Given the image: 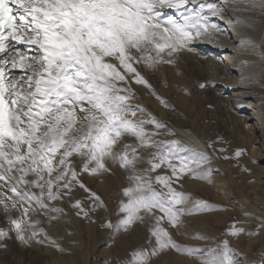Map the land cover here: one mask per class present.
I'll list each match as a JSON object with an SVG mask.
<instances>
[{
  "label": "snow or ice",
  "instance_id": "obj_1",
  "mask_svg": "<svg viewBox=\"0 0 264 264\" xmlns=\"http://www.w3.org/2000/svg\"><path fill=\"white\" fill-rule=\"evenodd\" d=\"M226 6L264 11V0H0V216L7 223L0 249L15 238L59 250L42 225L66 215L65 203L84 219L107 211L84 178L103 182L119 171L125 182L118 220L105 227L127 232L139 224L148 232L146 246L122 264H152L168 251L195 264H238L228 240L196 248L173 238L175 232L207 239L182 231L189 227L185 217L215 207L179 189L186 178L211 183L210 160L179 140L160 139L176 133L139 103L134 88L169 108L147 74L182 78V58L197 52L196 42L214 43L224 34L212 18L223 19ZM238 46L255 47L247 39ZM161 86H172L166 76ZM244 154L236 149L223 159ZM243 233L233 223L226 234Z\"/></svg>",
  "mask_w": 264,
  "mask_h": 264
},
{
  "label": "rangeland",
  "instance_id": "obj_2",
  "mask_svg": "<svg viewBox=\"0 0 264 264\" xmlns=\"http://www.w3.org/2000/svg\"><path fill=\"white\" fill-rule=\"evenodd\" d=\"M259 13L257 24L246 29V36L243 37L251 40L255 47H240L238 50L241 53L236 61H229L223 54H213L205 62L192 54H185L180 65L184 74L182 78L176 77L172 71L147 74L169 108L160 105L146 89L134 86L139 103L176 133L175 136H161L160 139L179 140L189 148L203 152L210 160L205 167L212 171L211 183L186 178L183 187L179 189L193 199L204 200L215 207L214 211L198 212L185 217L189 227L182 231L207 239H188L187 235H177L175 232L173 238L181 245L196 248L215 247L228 240L238 264H264V192L252 191V184L261 172V167H264V57L261 55L264 53V33L261 35L264 11ZM261 36L263 37L259 41ZM197 44L195 46L199 50L207 47L203 42ZM225 55L234 56L230 52ZM213 57L216 62L211 61ZM217 63L219 70L216 68ZM251 67H261L263 70L254 72L250 70ZM164 76L171 87L161 86ZM213 78L222 85L212 84ZM200 83H207L209 86L200 89ZM185 87L189 90V95L181 91ZM224 87L230 88V91L220 95L214 93V89ZM244 93L251 95L246 97ZM252 114L255 118L258 117V122L244 120ZM259 114L260 117L256 116ZM218 139H222L223 143H213ZM209 143H213L212 148L208 147ZM221 147L226 148L227 152L220 153L218 149ZM236 149L245 150L238 161L223 159L225 154L231 157ZM215 168L221 169V190H218ZM84 179L104 199L108 210H98L90 214L91 219H84L77 217L66 203L60 205L74 219L77 235L70 229L66 231L68 235L65 237H57L51 232L52 225L44 224L42 227L55 240L59 250L47 242H33L31 246H25L13 238L7 241L6 249H0V264H122L130 251L146 246V225L137 224L127 232H114L105 227L108 221L115 224L118 220L116 209L120 200V188L125 182L122 174L117 171L115 175L103 178V182L92 177ZM257 195L263 199L256 198ZM228 197L233 199L229 200ZM244 199L249 203H245ZM248 205L254 208L253 213L248 210ZM233 223L244 229L239 237L226 234ZM0 227H7L2 216ZM68 237H72V241ZM77 245L82 247L80 252L70 250ZM152 264L195 262L168 251L153 258Z\"/></svg>",
  "mask_w": 264,
  "mask_h": 264
},
{
  "label": "bare ground",
  "instance_id": "obj_3",
  "mask_svg": "<svg viewBox=\"0 0 264 264\" xmlns=\"http://www.w3.org/2000/svg\"><path fill=\"white\" fill-rule=\"evenodd\" d=\"M217 2H219V0H217ZM241 7H245V6H241ZM259 11H262L260 9H247L244 11H233L231 6H226V11H225V15L223 19H219V18H212V22L214 23H218L220 25V27L224 30V34L223 35H219L216 37L215 40V44L213 43H207V42H203V41H197L195 45H198V42H203L205 46H207L206 48H201V50H199V48L196 47L197 52L196 53H191L195 58H197L198 60L201 61H205L208 62L210 60V57L213 56V54H223L225 57H227L229 59V61H236L235 59H237V57L240 55V47L237 46L236 44H238V42L243 39V37L246 36L245 34V30L251 28L253 25L257 24V21L259 19ZM169 14H174V13H169ZM241 20L242 21V25L237 26L235 28L230 27L227 23L228 20ZM248 33V32H247ZM264 33V24H263V31L261 33V35ZM263 36L260 37L259 41L261 40ZM212 46V47H210ZM231 53L234 54L233 57H230L229 55H225V53ZM212 55V56H211ZM211 61H215L214 57L213 60ZM217 65V67H216ZM215 65V67L217 68V70H219V65L218 63ZM251 71L254 72H260L263 69L260 67L258 68H250ZM212 84L214 85H219L222 83H220L219 80L213 78V82ZM228 91H230V88L228 87H224V89H214V93L217 95L220 94H226L228 93ZM250 96L251 94L249 93H244V96ZM140 100V99H139ZM243 109V108H241ZM255 115L252 114V116H248L245 117V121H256L258 122V117H254ZM256 116H261L256 115ZM258 124V123H257ZM259 125V124H258ZM257 128V127H256ZM216 171V181H217V185H218V190H221V176L219 174V172L221 171L220 168H215ZM264 167H261V172L258 173L257 178L255 179V181L252 184V191H254L255 193L257 192H264ZM256 198L259 199H263V197L260 196H256ZM229 200H232V197H228ZM245 203H249L248 200L244 199ZM248 210L250 212H254V208L252 206L248 205ZM72 229L74 233H76L77 235V227H76V223L74 221V219L71 217V215L69 216V214L63 215L61 216L60 220L53 224L51 227V232L56 235L57 237H65L66 234L68 232V230ZM77 231V232H76ZM72 232V233H73ZM68 235V234H67ZM70 235V234H69ZM74 235V239H76L77 237H75L76 235ZM80 237V236H79ZM70 238V237H68ZM72 238V237H71ZM70 238V240H71ZM72 241V240H71ZM71 251H74L76 253L80 252L82 250V247L80 245L74 246L70 249Z\"/></svg>",
  "mask_w": 264,
  "mask_h": 264
}]
</instances>
